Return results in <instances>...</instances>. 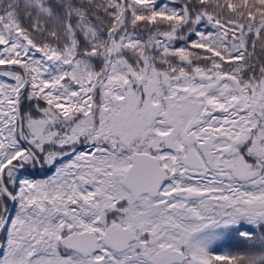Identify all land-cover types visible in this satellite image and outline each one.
<instances>
[{"label":"snow or ice","instance_id":"obj_1","mask_svg":"<svg viewBox=\"0 0 264 264\" xmlns=\"http://www.w3.org/2000/svg\"><path fill=\"white\" fill-rule=\"evenodd\" d=\"M0 264H264V0H0Z\"/></svg>","mask_w":264,"mask_h":264},{"label":"trees","instance_id":"obj_2","mask_svg":"<svg viewBox=\"0 0 264 264\" xmlns=\"http://www.w3.org/2000/svg\"><path fill=\"white\" fill-rule=\"evenodd\" d=\"M229 249H233L234 250V246H229L228 249H225V250H229Z\"/></svg>","mask_w":264,"mask_h":264}]
</instances>
